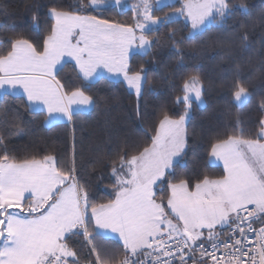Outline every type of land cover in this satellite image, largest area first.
Returning <instances> with one entry per match:
<instances>
[{
	"label": "snow or ice",
	"instance_id": "1",
	"mask_svg": "<svg viewBox=\"0 0 264 264\" xmlns=\"http://www.w3.org/2000/svg\"><path fill=\"white\" fill-rule=\"evenodd\" d=\"M121 3L87 0L49 7L52 23L42 46L19 37L0 51V96L26 100L29 113L46 114V122H72L93 98L59 78L69 61L77 79L97 81L106 72L122 77L140 97L146 70L141 65L133 71L130 61L135 50L147 55L158 43L147 34L152 26L182 18L188 35L182 41H175V31L168 36L179 51L183 41L232 14L229 0H180L178 7L167 0H133L130 24L88 14ZM164 7L171 12L155 15ZM181 92L176 103L184 111L177 118L162 112L145 133L142 150L129 154L125 147L116 154L107 203L91 199L74 149L64 165L54 155L21 159L8 153L0 137V264H82L85 251L87 264H264V115L254 136L242 128L218 136L208 156L222 165V173L193 182L177 177L175 168L187 153L193 96L200 101L202 95L199 77L185 80ZM232 97L238 108L249 101L238 74ZM109 233L120 241L111 256L98 243Z\"/></svg>",
	"mask_w": 264,
	"mask_h": 264
},
{
	"label": "trees",
	"instance_id": "2",
	"mask_svg": "<svg viewBox=\"0 0 264 264\" xmlns=\"http://www.w3.org/2000/svg\"><path fill=\"white\" fill-rule=\"evenodd\" d=\"M87 0H0V51L14 38H26L42 46L51 20L49 7L79 5ZM231 15L222 25H210L194 40L183 41L179 51L169 33L175 31V41L188 35V28L179 19L158 24L147 34L155 43L147 55L133 54V71L141 65L146 70L143 93L137 97L122 81L99 78L94 82L77 79L74 65L67 63L59 78L69 88L83 87L93 98L92 109L77 113L72 122L47 126L45 114L29 113L18 99L0 96V137L7 151L18 158L54 155L58 163H70L74 149L75 165L80 180L88 185L93 202L107 203L112 198L111 167L116 154L125 147L129 154L145 146V133L168 111L177 118L184 111L176 103L182 96L185 80L197 75L202 85L203 105L192 100L187 121L188 148L177 161L175 175L212 177L222 168L212 165L208 151L218 136L232 134L242 128L245 135L254 136L264 112V0H229ZM246 8H240V4ZM177 7L180 3H174ZM171 9L164 7L155 15L163 18ZM38 14V22L33 16ZM100 19L121 24L132 23V11L123 6L89 11ZM246 34L247 40L241 41ZM239 75L250 94L241 108L233 103L232 91ZM104 254L111 256L120 244L110 239L98 241ZM87 263V251L82 253Z\"/></svg>",
	"mask_w": 264,
	"mask_h": 264
},
{
	"label": "crops",
	"instance_id": "3",
	"mask_svg": "<svg viewBox=\"0 0 264 264\" xmlns=\"http://www.w3.org/2000/svg\"><path fill=\"white\" fill-rule=\"evenodd\" d=\"M68 63H72L73 65H74V62H71V61H69ZM102 77H104V78H107V79H109V80H115V81H122L123 82V79H122V77H117V76H114V75H109L108 73H106V72H103L102 73ZM99 79V78H98ZM87 82H94V81H87ZM124 83V82H123ZM125 84V83H124ZM125 86L127 87V85L125 84ZM127 89L129 90V91H131L132 92V90H130L128 87H127ZM134 93V92H133ZM135 94V93H134ZM26 101V100H25ZM92 109V105L90 106V107H87V108H84V109H81L80 111H78L77 113H86V112H89L90 110ZM46 115V114H45ZM63 122H68L66 119H63V118H57V119H54V120H52V121H49V122H46V125L47 126H52V125H55V124H58V123H63ZM210 161V160H209ZM212 165H217V166H220L221 168H222V165H219V164H217V163H215V162H210ZM222 170H223V168H222ZM108 239H110V240H112V241H116V242H118L119 244H120V241H119V239H118V237L117 236H115L114 234H111V233H109V238Z\"/></svg>",
	"mask_w": 264,
	"mask_h": 264
},
{
	"label": "rangeland",
	"instance_id": "4",
	"mask_svg": "<svg viewBox=\"0 0 264 264\" xmlns=\"http://www.w3.org/2000/svg\"><path fill=\"white\" fill-rule=\"evenodd\" d=\"M132 2H133V0H122V3H121L120 6L125 5L126 8H128V9L131 10ZM167 2H168V3H180V0H167ZM113 6H114V5H113ZM118 8H119V6H118ZM131 11H132V10H131ZM181 20H183V19L181 18ZM183 21H184V20H183ZM210 25H214V24H209V25H207L206 27H208V26H210ZM155 26H156V25H155ZM152 27H154V26H152ZM135 53L140 54L139 50H135V51H134V54H135ZM130 90H131V89H130ZM132 92H134V90H132ZM134 93H135V92H134ZM135 95H136V94H135ZM136 96H137V95H136ZM193 101L197 102L200 106L203 105L202 97H201L200 101H196L195 98H194V96H193Z\"/></svg>",
	"mask_w": 264,
	"mask_h": 264
},
{
	"label": "built area",
	"instance_id": "5",
	"mask_svg": "<svg viewBox=\"0 0 264 264\" xmlns=\"http://www.w3.org/2000/svg\"><path fill=\"white\" fill-rule=\"evenodd\" d=\"M254 238V237H253ZM218 255H219V253H218ZM94 259V258H93ZM82 264H87V263H82Z\"/></svg>",
	"mask_w": 264,
	"mask_h": 264
}]
</instances>
